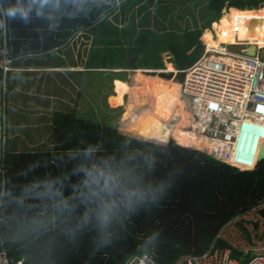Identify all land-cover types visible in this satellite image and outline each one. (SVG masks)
<instances>
[{"label": "trees", "instance_id": "1", "mask_svg": "<svg viewBox=\"0 0 264 264\" xmlns=\"http://www.w3.org/2000/svg\"><path fill=\"white\" fill-rule=\"evenodd\" d=\"M119 1L118 12L123 21H127L128 30L117 38L118 51L123 53L118 64L137 63L138 60L130 56L135 57L139 52L142 63L155 64L125 67L127 69L163 68L160 55L153 56L161 48L162 52L173 56L179 66L176 70H183L192 64L185 59L184 51L201 47L203 36L208 45L218 48L222 43H235L234 37L239 41H254L264 32V26L256 22L257 17L243 32L245 34L238 31L231 38L225 37L226 28L219 29L213 40L212 36L204 35L206 30L198 25H193L192 29H180L174 26L181 14L174 5L180 6L183 0H168L165 8H159L162 0H78L80 11L73 18L63 16L50 21L33 17L27 25L7 21V27L0 29V47L4 35L7 57L12 52L9 48L22 54L51 51L60 47L71 31L83 28L90 33L92 44L95 45L96 40L102 42L103 51L109 54L112 40L105 37L102 41L96 37L103 32L109 36L113 33L107 17L112 14L110 11H117L115 6ZM203 1L209 14L208 25L222 16L223 8H230L227 14L264 11V0ZM153 24L162 28L164 33L161 32V36L166 38L160 39L149 31V27H156ZM28 26L41 27L42 31H31ZM169 31L172 32L171 39L167 38ZM252 31H257V35L249 34ZM53 34L55 39L50 36ZM31 38L52 39V42L44 41L43 45L28 43ZM168 69L174 70L171 65ZM88 76V84L92 86L96 79ZM129 76L130 84L115 83L116 101L127 94L124 129L116 128L114 124L81 119L76 115L75 105L68 112H53L49 151L2 152L0 146V193L11 189L19 195L20 186L37 175L69 172L84 160V153L91 150L89 163L109 160L133 187L140 189L141 199L136 210H122L103 230L91 224L77 232L74 240L69 242L67 233L72 226L54 215L50 206H38L26 216H13V206L4 197L1 201L4 206L0 207V248L2 243L11 264H128L133 257L143 254L150 255L155 264H177L181 258L203 255L226 221L264 202V160L252 170L235 172L234 168L204 152L193 150L208 149L210 144L194 131H186L194 117L190 113L189 99L180 96L183 74H177L175 82L170 80L172 74L138 71ZM2 80L0 68V107ZM73 156L77 159L70 158ZM36 163L41 167L29 172V166ZM72 180L75 182L76 177ZM64 195H73V191L65 189ZM30 202L39 204L38 201ZM179 264L189 263L182 261Z\"/></svg>", "mask_w": 264, "mask_h": 264}, {"label": "built area", "instance_id": "2", "mask_svg": "<svg viewBox=\"0 0 264 264\" xmlns=\"http://www.w3.org/2000/svg\"><path fill=\"white\" fill-rule=\"evenodd\" d=\"M229 9L223 8L221 15ZM234 40L235 43H222L218 48L203 41L200 57L187 68L172 73L183 74L180 96L189 99L190 113L194 117L186 131L193 130L210 144L208 149L196 150L237 170L249 171L258 163L257 153L264 143V60L259 57L264 47L254 45L255 55L248 56L246 50L252 44L239 41L237 37ZM3 63L4 71L8 70L9 61L5 59ZM144 72L161 74L166 70ZM0 141L4 144L3 131ZM182 261L189 264H264V202L226 221L203 255L184 257L179 263ZM0 264H11L2 243ZM129 264L155 262L150 255L143 254L134 257Z\"/></svg>", "mask_w": 264, "mask_h": 264}, {"label": "crops", "instance_id": "3", "mask_svg": "<svg viewBox=\"0 0 264 264\" xmlns=\"http://www.w3.org/2000/svg\"><path fill=\"white\" fill-rule=\"evenodd\" d=\"M120 2L116 3L115 8H117V11H110L109 14H112L107 17L113 33L109 36L108 33L103 32L97 34L96 37L102 41L105 37L112 40L109 44V54L112 59L113 56H116L117 61L123 54L118 51L120 47L117 38H121L124 31L128 30L126 29L127 21H123L122 15L118 12L121 7ZM254 9H260V7ZM243 22L246 21L243 20ZM28 27L31 28V31H42L41 27L38 26L36 28H33L35 26ZM215 30H217L216 27ZM209 31L211 32V26ZM50 36L55 39L54 34ZM225 37L227 38L226 35ZM202 39L206 43L207 40L204 36ZM211 39L213 40V37ZM44 41L45 43H51L52 39L41 40L40 38H31L27 40L28 43H39L38 45H43ZM261 41H264V39L260 38V48L262 47ZM103 48V43L97 42V40L95 45L92 44V37L88 30L81 28L71 31V34L64 43L51 51H28L22 54L15 53L13 48L12 50L9 48L10 52H12L7 57L8 50L3 35V44L0 47V68L3 77L1 84L0 137L3 131L5 141L4 144L0 141L2 152L29 153L49 151L51 148V114L55 111L68 112L75 105L76 115L78 116L77 112L80 110L77 102L79 98H82V85L88 84L87 79L89 73L91 76H100V72H104L105 69L116 73L149 70L148 67L127 69L124 66H110L107 57L104 56V61H100L99 65H86L85 60L87 61V53H89V50L94 49L93 52L96 57L100 51H103ZM164 52L168 54V57L172 58L169 52ZM5 59L9 61L7 65L8 70L6 71H4L3 63ZM164 63L166 72L176 70L175 67H173L174 70H169L168 66L171 64L166 61ZM150 69L164 70V67ZM72 80L74 81L72 82ZM93 85H95V88L98 86L97 79ZM46 133L48 134L46 135ZM40 134L45 135V137H41ZM41 142H44L45 147L41 146ZM7 145L8 150L6 148Z\"/></svg>", "mask_w": 264, "mask_h": 264}, {"label": "clouds", "instance_id": "4", "mask_svg": "<svg viewBox=\"0 0 264 264\" xmlns=\"http://www.w3.org/2000/svg\"><path fill=\"white\" fill-rule=\"evenodd\" d=\"M79 11L78 0H0V17L3 18L0 19V29L7 27V21H19L27 25L33 17L51 21L63 16L73 18ZM139 72L154 74L143 70ZM70 158L77 159L75 156ZM91 160L92 151L88 150L84 153V160L75 164L69 172L37 175L29 183L20 186L19 195L11 189H5L0 193V207L4 206L1 203L4 197L13 206V216H26L38 206H50L54 215L72 226L67 233L69 242L74 240L77 232H82L91 224L105 229L122 210L134 212L141 193L139 188L133 187L126 177L112 167L109 160L89 163ZM39 167V163L30 165L28 171L33 172ZM24 175L27 176V173ZM72 177H76L75 182ZM65 189H71L73 195L65 196ZM30 201H38L39 204Z\"/></svg>", "mask_w": 264, "mask_h": 264}, {"label": "rangeland", "instance_id": "5", "mask_svg": "<svg viewBox=\"0 0 264 264\" xmlns=\"http://www.w3.org/2000/svg\"><path fill=\"white\" fill-rule=\"evenodd\" d=\"M162 2L163 3L160 4L159 8H165L168 5V0H162ZM205 4L206 3L203 0H183L181 1L180 6L178 4H175L174 9L176 11L179 9L181 14L179 15L180 17L178 18V21L176 20L178 24H175L174 26L179 27L180 29H184L185 27L192 29L193 25L194 26L198 25L199 27H202L203 30H206L205 32H203L204 34H208L210 36L215 35L216 38H217L218 30L222 28H226L227 38L233 37L235 33L238 31H240V33L242 34H245L243 32H246V30H248L252 26L254 22L253 18L255 17H257L256 22H258L260 26L261 25L264 26V11L245 12V13H239V14L238 13H232V14L225 13L216 22L212 23L211 25H208L209 18L207 17L209 16V14L207 15L206 13ZM152 10H153V7H152ZM137 20L138 19H136V24H137ZM168 20L169 19H167V21ZM240 20L242 21L241 23H240ZM243 20H245L246 22H243ZM247 20H250L251 22ZM163 25H165V23ZM154 26L157 27L158 25L156 24ZM210 26H211L213 33L209 31ZM238 26L241 27L239 28V30L237 29ZM156 27H150L149 31H151V33L153 32L156 36H159L160 39L162 37L166 38V36L164 35L161 36L162 34L161 32H163L162 28H159V27L156 28ZM215 27L217 30L214 31ZM137 28L140 29V26L137 25ZM167 34H168L167 38L171 39V37L169 36L172 34V32L169 31L167 32ZM249 34L257 35V31H252ZM262 35H261V38H262ZM164 41H167V40L165 39ZM248 42L249 44L254 45L256 43H260V38L257 37L256 40L248 41ZM93 51L94 49H91L89 50V53H87V61L85 60V62H86V65L88 66L96 65V64L99 65L100 61H104L103 56L107 57L110 66L132 67V66H154L155 65L154 63H149L148 65V62L146 61L142 63V59H140L142 55L141 52L137 53L136 54L137 56L135 57L130 56L131 59H137L138 60L137 63L131 64V65L123 63L122 65H119L116 56H113V59H112L110 54H106L105 52L103 53V51H100L95 57L93 54ZM183 54L186 60H190L193 63L195 60H197L200 57L201 47L193 48L192 50H189V51H184ZM158 55H160L161 57L164 70H165V63H164L165 61L167 63H170L172 67H175V68L179 67L176 64L173 56L172 58L167 59L168 54L165 52H162L161 48L158 51L156 50L153 56L155 57ZM259 57L261 60H264V50L259 51ZM155 67H159V66H155ZM100 73H101L100 76H93V78L98 80V86L96 88L94 87L92 89V86L90 84H85L84 85L85 87L84 88L82 87V98L81 99L79 98L78 100V102L80 103L79 104L80 111H78L77 114L79 118L81 119L98 122L99 124H107V125L114 124L116 128L119 127V128L124 129V124L127 120V112H126L127 101L125 100L127 97V94H124L123 96H121L122 100L116 101L117 94L115 92V88H116L115 83L117 81H123V82H126L127 84H130L131 79H129L130 78L129 74L131 72L116 73L111 70L105 69L104 72H100ZM176 75L177 74L173 73L170 80L175 82ZM87 80H90V79L88 78ZM73 81L74 80H72V82ZM47 134L48 133H46V135ZM41 137H45V135H41ZM41 146L45 147L44 142H41ZM6 148L8 150V145L6 146Z\"/></svg>", "mask_w": 264, "mask_h": 264}, {"label": "water", "instance_id": "6", "mask_svg": "<svg viewBox=\"0 0 264 264\" xmlns=\"http://www.w3.org/2000/svg\"><path fill=\"white\" fill-rule=\"evenodd\" d=\"M255 46L254 45H250L248 46L247 50H246V55L248 56H253L255 55ZM264 160V143H262L259 147L258 153H257V162H261ZM241 170H235V172H239Z\"/></svg>", "mask_w": 264, "mask_h": 264}, {"label": "bare ground", "instance_id": "7", "mask_svg": "<svg viewBox=\"0 0 264 264\" xmlns=\"http://www.w3.org/2000/svg\"><path fill=\"white\" fill-rule=\"evenodd\" d=\"M262 34H264V32H262L261 35H262ZM260 38H261V36H260ZM242 41H248V40H242ZM206 43H207V41H206ZM224 44H228V42H226V43H224ZM229 44H233V43H230V42H229ZM259 44H260V43H256V44H254V45H257V46L259 47ZM261 44H262V47H264V41H261ZM217 47H218V46H217ZM212 48H215V47H212ZM259 143H260V141H259ZM259 145H260V144H259ZM257 148H258V147H256V149H257Z\"/></svg>", "mask_w": 264, "mask_h": 264}]
</instances>
